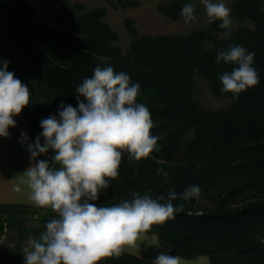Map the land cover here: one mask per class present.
<instances>
[{
  "label": "trees",
  "instance_id": "1",
  "mask_svg": "<svg viewBox=\"0 0 264 264\" xmlns=\"http://www.w3.org/2000/svg\"><path fill=\"white\" fill-rule=\"evenodd\" d=\"M49 1H56V13L40 14L30 0H0V67L7 61V70L29 89V105L22 112L34 143L43 131L42 120L59 119L61 103L78 107L77 88L97 66L125 72L131 83L140 85L137 102L151 112V133L160 137V151L140 161L124 152L118 177L90 202L112 206L131 201L135 193L156 199L167 197L170 189L181 194L198 185V200L172 201L174 207L183 205V211L147 233L185 259L203 255L209 264H264V0H232L230 17L239 24L231 25L230 39L220 37L224 30L215 20L206 29L140 34L126 19L131 40L125 48L104 21V6L88 9L79 1ZM106 1L114 8L138 6L137 0ZM188 3L164 0L158 10L179 20ZM195 14L202 15L198 8ZM228 45L254 53L259 77L238 99L221 91L220 76L237 67L216 63L218 51ZM195 75L207 81L213 95L230 97L229 106L202 107L194 95ZM53 155L50 149L39 160L51 162ZM161 168L167 178L157 173ZM55 215L51 209L0 203V238L5 228L11 231L0 245V264L22 262L25 241L44 231ZM101 264L152 262L125 252Z\"/></svg>",
  "mask_w": 264,
  "mask_h": 264
},
{
  "label": "clouds",
  "instance_id": "2",
  "mask_svg": "<svg viewBox=\"0 0 264 264\" xmlns=\"http://www.w3.org/2000/svg\"><path fill=\"white\" fill-rule=\"evenodd\" d=\"M201 3L209 23L220 21L219 27L224 30L220 37L230 39L232 20L224 0ZM181 16L186 24L196 22L195 6L185 4ZM253 61L254 53L242 46L220 49L217 64L237 65L220 76L221 91L238 99L240 93L257 85L259 77ZM7 68L8 62L4 61L0 67V137L9 136L8 129L16 126L13 117L30 101L28 87ZM77 93L78 107L61 103L59 119L50 116L42 120L43 131L34 144H27L26 134L21 133L32 163L17 175L16 191L24 186L29 203L56 214L44 231L28 239L23 249L25 264H101L126 251L135 253L138 241L154 225L174 219L175 213L183 211V205L174 207L172 201L200 198V187L192 185L181 194L170 189L167 197L160 195L156 199L135 193L131 201L112 206L91 203L109 187V180L118 177L124 152L136 161L148 158L152 152L160 151V137L151 133L154 123L150 110L137 102L139 83H131L125 72L97 66L94 74L78 86ZM50 149L54 152L51 162L37 159ZM157 173L165 178L169 175L162 168ZM152 264L187 262L161 252Z\"/></svg>",
  "mask_w": 264,
  "mask_h": 264
},
{
  "label": "rangeland",
  "instance_id": "3",
  "mask_svg": "<svg viewBox=\"0 0 264 264\" xmlns=\"http://www.w3.org/2000/svg\"><path fill=\"white\" fill-rule=\"evenodd\" d=\"M70 1L82 2L88 9L104 6L107 10L104 21L107 22L113 30L118 32V44L123 48L127 47L131 40V35L125 25L126 19H131L133 21L134 26L140 34L188 32L194 29H206L210 26V23L208 22L206 16L204 5L201 3V0H189V3H192L195 8H198L201 11L202 15L197 18L196 22L187 24L184 22L183 18L179 20H171L160 13V11L158 10V5L163 3L164 0H137L138 6L136 7L126 6L117 8L112 7L106 0ZM30 2L40 14H48L51 12L56 13V8H54V4H56V1L53 2L49 0H30ZM231 2L232 0H224V3L229 8ZM40 18L44 19L42 16H40ZM231 20L232 25L239 24V22L233 20L232 18ZM50 22L54 23L53 21ZM55 25L57 27H61L59 23H55ZM193 87L195 99L202 107L206 109L213 110L226 108L230 104V97L213 95L207 84V81L198 75H195L193 77ZM29 224L31 225V222H29ZM4 231L6 235L11 234V231L7 228H5ZM5 234L0 238V245L6 244L8 241ZM28 239L24 243L25 247L27 246ZM21 264H25V261H23V263Z\"/></svg>",
  "mask_w": 264,
  "mask_h": 264
},
{
  "label": "crops",
  "instance_id": "4",
  "mask_svg": "<svg viewBox=\"0 0 264 264\" xmlns=\"http://www.w3.org/2000/svg\"><path fill=\"white\" fill-rule=\"evenodd\" d=\"M13 119L16 121V126L8 129L9 136L0 137V203L33 206L26 199V188L24 186H21L20 192L16 191V177L27 170L32 163L27 146L21 139V133L26 134L27 144H34V140L23 112L14 116ZM37 159L39 160V157ZM138 243L140 246L137 252H126L150 262L155 260L161 252L177 256L169 251L171 249L170 246L161 244L158 241L156 234L145 233L144 238L138 241ZM156 245H159V247ZM181 259L186 261L187 264H209V259L203 255L193 259L182 257ZM23 261L19 264L23 263Z\"/></svg>",
  "mask_w": 264,
  "mask_h": 264
}]
</instances>
